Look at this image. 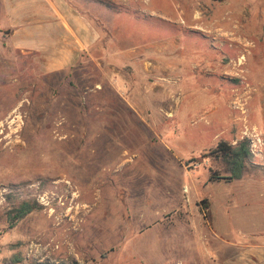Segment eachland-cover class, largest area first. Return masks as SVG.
Here are the masks:
<instances>
[{
    "label": "rangeland",
    "instance_id": "374dc122",
    "mask_svg": "<svg viewBox=\"0 0 264 264\" xmlns=\"http://www.w3.org/2000/svg\"><path fill=\"white\" fill-rule=\"evenodd\" d=\"M76 5L70 68L0 48V264H264V0ZM242 139L258 167L210 181Z\"/></svg>",
    "mask_w": 264,
    "mask_h": 264
},
{
    "label": "crops",
    "instance_id": "0c3cea01",
    "mask_svg": "<svg viewBox=\"0 0 264 264\" xmlns=\"http://www.w3.org/2000/svg\"><path fill=\"white\" fill-rule=\"evenodd\" d=\"M76 7L75 0H0L1 50L33 57L45 73L70 68L99 39Z\"/></svg>",
    "mask_w": 264,
    "mask_h": 264
},
{
    "label": "trees",
    "instance_id": "16d2710c",
    "mask_svg": "<svg viewBox=\"0 0 264 264\" xmlns=\"http://www.w3.org/2000/svg\"><path fill=\"white\" fill-rule=\"evenodd\" d=\"M203 159H211L219 170L209 169V180L227 182L241 180L246 171L256 169L258 166L253 163L254 154L251 143L248 139L237 141L234 145L220 141L205 154ZM34 210L30 203H22L5 214L6 223L10 227L16 226ZM4 264V261H2Z\"/></svg>",
    "mask_w": 264,
    "mask_h": 264
},
{
    "label": "bare ground",
    "instance_id": "6f19581e",
    "mask_svg": "<svg viewBox=\"0 0 264 264\" xmlns=\"http://www.w3.org/2000/svg\"><path fill=\"white\" fill-rule=\"evenodd\" d=\"M61 177V176H60ZM65 183H67V182H65ZM68 184V183H67ZM73 186V185H72ZM75 195V194H74ZM74 197V196H73ZM75 198H79V197H76V195H75Z\"/></svg>",
    "mask_w": 264,
    "mask_h": 264
}]
</instances>
